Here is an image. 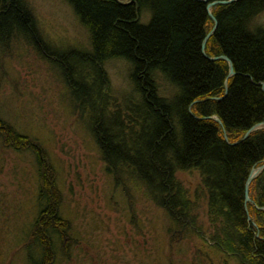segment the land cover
Listing matches in <instances>:
<instances>
[{"label":"trees","instance_id":"trees-1","mask_svg":"<svg viewBox=\"0 0 264 264\" xmlns=\"http://www.w3.org/2000/svg\"><path fill=\"white\" fill-rule=\"evenodd\" d=\"M63 2L88 36L82 51L49 53L25 0H0V55L10 53V44L23 42L48 62L72 108L86 121L105 174L129 203L134 192L160 210L166 232L176 240L179 232L185 242L188 234L202 241L194 252L196 264H214L211 251L217 264L230 259L264 264V170L251 181L250 202H245L246 180L264 163V127L244 138L254 125L264 124V25L256 21L264 0L216 4L210 11L216 26L207 3L198 0ZM218 57L231 62L233 76L227 78L225 61L212 60ZM115 60L128 67L130 92L120 104L109 103L105 70ZM160 81L173 90L162 94ZM0 139L34 155L39 211L27 259L51 264L52 236L64 253L69 231L59 213L54 170L41 146L1 117ZM181 173L197 176L193 196L205 202L207 233L194 226ZM176 240L165 244L166 257H172ZM31 248L33 253L39 249L38 260Z\"/></svg>","mask_w":264,"mask_h":264},{"label":"rangeland","instance_id":"rangeland-1","mask_svg":"<svg viewBox=\"0 0 264 264\" xmlns=\"http://www.w3.org/2000/svg\"><path fill=\"white\" fill-rule=\"evenodd\" d=\"M25 2L49 53H78L88 45L86 32L63 0ZM256 21L264 25V13ZM8 51L0 55V117L47 155L61 193L59 213L69 223L64 253L56 237L51 238V264H196L194 252L196 246H204L202 241L188 234L185 242L179 232L176 240L175 234L166 232L168 223L160 210L134 192L129 203L105 174L86 121L72 108L48 62L23 42L10 44ZM105 70L109 103L120 104V98L130 92L128 67L115 60ZM159 85L162 94L173 90L163 81ZM38 175L30 150L16 151L0 139V264H29L26 245L38 220ZM179 178L192 199L194 226L207 233L205 202L193 196L197 176L181 173ZM175 240L172 257H166L165 244ZM33 256L39 259V249ZM230 260L229 264H236Z\"/></svg>","mask_w":264,"mask_h":264},{"label":"water","instance_id":"water-1","mask_svg":"<svg viewBox=\"0 0 264 264\" xmlns=\"http://www.w3.org/2000/svg\"><path fill=\"white\" fill-rule=\"evenodd\" d=\"M118 1V0H116ZM210 0H203L204 3H209ZM234 0H229L227 2H212V3H209L207 5V12L208 14L210 15V17L212 18V20L214 21V24L216 25V21L215 19L211 16L210 14V9L212 6L216 5V4H225V3H229V2H232ZM133 3V0H129V2L125 3V4H132ZM124 4V5H125ZM211 35V34H210ZM207 38H205L206 40ZM205 44V42H204ZM204 44H203V47H204ZM221 59L225 60V62H227L228 64V76H232L233 75V70H232V66H231V63L226 59V58H223V57H220ZM216 122L220 123L218 119H215ZM261 127H264V124H257V125H254L252 128L249 129V131L246 133V135L244 136V138H246L248 136V134L254 130H257ZM264 169V164L260 167H257L255 168L253 171H251L250 173V176L247 180V183L245 185V202H250V199H249V196H248V188H249V184L251 183V181L253 180V178L256 176V174H259L262 170Z\"/></svg>","mask_w":264,"mask_h":264},{"label":"bare ground","instance_id":"bare-ground-1","mask_svg":"<svg viewBox=\"0 0 264 264\" xmlns=\"http://www.w3.org/2000/svg\"><path fill=\"white\" fill-rule=\"evenodd\" d=\"M198 1L203 2V0H198ZM126 3H127V2H126ZM203 3H204V2H203ZM205 4H206V3H205ZM208 4H209V3H208ZM208 4H207V5H208ZM225 4H226V3H225ZM214 6H215V5H214ZM212 7H213V6H212ZM212 7H211V8H212ZM210 11H211V9H210ZM207 13H208V12H207ZM210 14H211V12H210ZM208 15H209V14H208ZM209 16H210V15H209ZM211 16H212V15H211ZM212 17H213V16H212ZM213 18H214V17H213ZM211 19H212V18H211ZM213 22H214V21H213ZM215 26H216V25H215ZM215 26L212 28L211 32L208 33V35L206 36L207 39H206V40L204 39V41H203V43H202V48H203V49H204V47H205L206 41H207L208 38L213 34V32H214V30H215ZM37 27H38V26H37ZM38 29H39V28H38ZM38 31H39V33H41L40 29H39ZM210 34H211V35H210ZM204 42H205V44H204ZM203 44H204V47H203ZM223 58H225V57H223ZM216 59H218V60H223V59H221L220 57H218V58H212V60H216ZM226 59H227V58H226ZM227 60H228V59H227ZM223 61H225V60H223ZM228 61H229V60H228ZM229 62H230V61H229ZM226 63H227V62H226ZM230 63H231V62H230ZM227 65H228V64H227ZM231 66H232V65H231ZM232 70H233V69H232ZM233 74H234V73H233ZM232 76H233V75H232ZM230 77H231V76H230ZM230 77L228 76L227 78H230ZM226 84H227V83H226ZM224 95H226V93H225ZM248 131H249V130H248ZM248 131H247V132H248ZM254 131H255V130H254ZM247 132H246V133H247ZM252 132H253V131H252ZM250 133H251V132H250ZM250 133H249V134H250ZM249 134H248V135H249ZM245 135H246V134H245ZM245 135H244V136H245ZM263 164H264V163H263ZM263 164H262V165H263ZM262 165H261V166H262ZM259 167H260V166H259ZM263 170H264V169H263ZM263 170H262V171H263ZM262 171H261V172H262ZM261 172H260V173H261ZM260 173H259V174H260ZM257 175H258V174H256V176H257ZM249 176H250V174H249ZM249 176H248V178H249ZM256 176H255V177H256ZM255 177H254V178H255ZM248 178H247V180H248ZM254 178H253V179H254ZM247 180H246V183H247ZM246 183H245V185H246ZM250 184H251V183H250ZM250 184H249V187H250ZM248 189H249V188H248Z\"/></svg>","mask_w":264,"mask_h":264}]
</instances>
